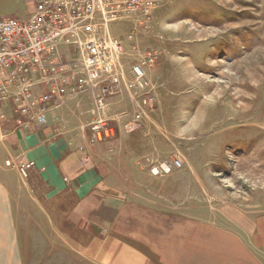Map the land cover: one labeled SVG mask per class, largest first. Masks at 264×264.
<instances>
[{"label": "rangeland", "instance_id": "rangeland-1", "mask_svg": "<svg viewBox=\"0 0 264 264\" xmlns=\"http://www.w3.org/2000/svg\"><path fill=\"white\" fill-rule=\"evenodd\" d=\"M152 1L142 22L112 26L125 48L123 81L108 101L115 136L92 140L96 91L69 93L48 112H62L65 120H52L48 132L67 144H52L41 165L21 156L1 161L27 264H88L71 246L87 245L89 234L100 240L109 215L124 212L132 222L136 209L171 218L178 230L233 231L264 261V0ZM32 11V0H0V18L26 20ZM136 64L154 102L131 128L145 94L132 87ZM16 104L0 101L3 151L9 137L35 125ZM62 150L74 158L68 176L57 170ZM23 162L34 164L26 174ZM163 165L171 172L153 171ZM89 180L96 190L81 188Z\"/></svg>", "mask_w": 264, "mask_h": 264}, {"label": "built area", "instance_id": "built-area-1", "mask_svg": "<svg viewBox=\"0 0 264 264\" xmlns=\"http://www.w3.org/2000/svg\"><path fill=\"white\" fill-rule=\"evenodd\" d=\"M26 20L0 18V101L15 100L17 112L33 124H46L53 107H60L69 93L96 91L99 117L90 126L96 143L115 136L107 117L109 98L123 81L119 71L123 43L114 37L112 26L151 15L152 0H32ZM67 57H73L67 58ZM132 87L140 95L138 110L129 126L136 128L153 102L142 65L132 69ZM72 89L73 92H70ZM108 118V119H107ZM30 125V124H29ZM10 163H8L9 166ZM33 163H21L24 174ZM156 174L170 173L156 166Z\"/></svg>", "mask_w": 264, "mask_h": 264}, {"label": "crops", "instance_id": "crops-1", "mask_svg": "<svg viewBox=\"0 0 264 264\" xmlns=\"http://www.w3.org/2000/svg\"><path fill=\"white\" fill-rule=\"evenodd\" d=\"M69 100L76 101V98L70 97ZM47 116L50 118L47 124H35L26 130V134L9 137V148L5 147L7 151L0 150V162L4 160L3 157L21 156L41 165L51 155L52 144L64 147L68 142L65 136L59 138L48 132L52 120L60 117L65 120L62 112L48 113ZM72 151L75 152L73 149ZM60 153L58 156L65 160L57 170L65 176L71 175L74 158H66L69 152L62 150ZM7 171L1 162L0 264H27L13 213L11 185L5 178ZM87 184L93 190L99 186L96 180L93 183L89 180L81 188L87 187ZM129 213L132 222L129 223L126 219L129 216L124 212L109 215L100 240L89 234L90 241L87 245L71 246V249L86 259L88 264H264L257 251L245 244L241 236L233 231L206 229L203 225L196 229L178 230L176 221L173 224L171 218H162L149 211L142 213L138 209ZM123 214L127 217L124 218ZM133 217L139 219L140 223L134 222ZM171 223L173 226L166 227ZM64 250L65 246L57 248L58 253L66 252Z\"/></svg>", "mask_w": 264, "mask_h": 264}]
</instances>
